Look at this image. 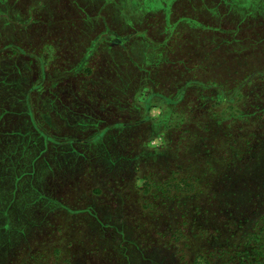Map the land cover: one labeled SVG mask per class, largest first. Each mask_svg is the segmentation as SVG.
Returning <instances> with one entry per match:
<instances>
[{"label": "rangeland", "instance_id": "374dc122", "mask_svg": "<svg viewBox=\"0 0 264 264\" xmlns=\"http://www.w3.org/2000/svg\"><path fill=\"white\" fill-rule=\"evenodd\" d=\"M6 1L0 8L2 45L15 41L25 51L40 53L46 69L40 74V66L28 67L19 99L14 105L10 101L13 107L4 103L0 108L13 114L0 113V264H264V248L250 243L259 235L264 239V115L251 113L250 92L242 90V98V91L233 90L237 81L242 82V73L252 68L248 64L264 69V0ZM31 10L37 19L36 34L27 33L30 28L14 31L21 27L14 25L16 18L24 22ZM86 10L92 18L101 14L102 20L93 18L92 24L83 26L94 34L106 31L107 24L121 31L149 28L157 35L163 25L169 36L174 18L179 19L183 40L191 43L187 49L194 51L189 66L196 64L198 71L210 66L230 78L225 86L228 103L216 99L214 89L201 90L213 100H201L198 91L189 89L174 105L150 108L146 146L156 154L144 157L147 165L140 172L126 164L112 172L98 168L94 175L89 168L71 167L70 148L54 152L51 141L66 135L67 110L58 105L71 98L68 90L67 95L61 93L63 85L82 81L85 67H93L102 51V45L89 51L95 57L69 71L75 62L67 57L74 49L62 45L63 34L70 26L79 30ZM192 12L197 23L187 21ZM9 19L14 23L1 27ZM51 25L55 52L45 49L43 42ZM210 28L217 32L208 34ZM198 35L201 41L195 42ZM244 39L246 45L238 47ZM250 39L260 41L249 47ZM124 40L112 34L109 44ZM145 47L144 42H135L131 50L136 60L153 67L157 56L146 54ZM105 50L99 59L106 60ZM16 60L21 67L28 66L27 57ZM263 77L257 75L256 82ZM51 79L59 84L48 83ZM35 80L42 85L33 86L34 108L28 110L24 90ZM55 92L60 94L57 98ZM4 95L0 88V98ZM47 99L56 105L47 107ZM244 113L252 117L242 118ZM214 114L222 124L218 128L214 124L208 145L191 152L167 150L187 145V133L212 122ZM101 117L98 113L97 119ZM56 126L61 132L54 134ZM119 137L113 143H129L130 150L138 147ZM137 160L142 162L143 155L134 164ZM69 171L71 176H66ZM250 195L259 197L250 200ZM254 229L259 230L249 236Z\"/></svg>", "mask_w": 264, "mask_h": 264}, {"label": "trees", "instance_id": "16d2710c", "mask_svg": "<svg viewBox=\"0 0 264 264\" xmlns=\"http://www.w3.org/2000/svg\"><path fill=\"white\" fill-rule=\"evenodd\" d=\"M6 2V0H0V8L6 5ZM85 9H87L86 6ZM84 14H81L83 15L81 16V23L77 24L79 30L75 28L73 30V26H70L63 34L64 40L62 39V45L71 46V49H74L70 50V52H73H71V56L67 57L75 62V64L72 63L73 66H71L69 71L73 70V72H75L81 61L92 60L93 58L91 57L95 56H92L89 51L96 47L98 49L102 45L101 53L106 49L105 51L107 54L105 55L106 60L99 59L101 53L98 51L97 58L95 57L94 59V66L85 67V75L83 74L85 78L79 82H68L69 87H66L67 84L65 82L62 88L61 93L67 95L68 90V95L71 97L69 101L62 102L58 105L62 106L61 109L57 106L59 110H63L65 113L67 110L66 116L63 118L64 121L67 122L66 135L62 140L56 138L52 140L51 143L55 145L54 152H56L55 149H71L69 152V159L72 164L71 167L73 166V168H77V170H81L83 167L85 169L89 168L94 175H97L98 168L112 172L115 167L123 166L125 168L126 164H129V167L133 165L132 168L135 169L136 172H140L141 167L147 165V163H144V157L150 154H156L146 146V141L151 135L149 134L150 129L148 128V126L150 127L149 110L153 105L164 108L169 104L174 105L175 102L178 103L182 100L189 89L198 91L199 99L201 100H213L207 93H201V90L214 89L218 92L216 99L222 100L223 103L229 102V100H227L229 91L225 86L227 81H230V78H223L220 73L210 66L207 68L201 67V71L197 70L196 67L198 66L196 64L192 67L189 66L191 64L190 58L194 51L192 49L189 52V49H187V47H189L188 45L191 43H186V38V40H183L185 35L180 27L182 24H180L179 19L174 18V30L171 29L169 36H167L166 33V26L163 25L158 29L157 35H151V33L148 32L149 28L121 31L118 28L111 30V27H108L107 24L104 25L106 31L94 34L89 28L84 30L83 26H85V24L89 25V23L92 24L93 20H102L100 12L93 16L94 19L92 15L88 13V10H86ZM196 15L197 14L192 12L191 17H188L187 21L192 23L195 22L196 20L193 18H195ZM16 20L17 22L15 23L11 19L7 22H2L1 27L12 22L15 26H21L14 27V31L19 28L20 31L23 32L30 28V30H26L27 33L31 34L34 32L36 34L35 20L37 19L32 15V10L30 18L24 22H18L17 18ZM198 23V25H202V23ZM51 27L52 25L46 27L48 31V40L43 42L46 43L44 44L45 49L51 48L52 52H55L58 45L54 44L55 41H53ZM209 32L214 34L217 30H212V28H210L208 34ZM9 33H12V31ZM112 34H119L122 38H125V40L121 42L122 44H109ZM196 37L195 42L201 41L200 35ZM232 40L233 39L230 41ZM245 41L247 40L244 39V45L238 44V47L241 48L245 46ZM258 41L260 40L250 39L248 41L250 42L249 47L252 42L256 43ZM135 42H144L146 45L144 52L146 49L149 52L146 54L157 56V60L153 67H148L146 63H142L135 59L131 50ZM2 44L3 42L0 40V88L6 91V96L4 95L0 98V108L4 103L11 104V100L14 105L19 99V95L23 91V86L27 81V74L30 73L28 67L32 64L40 66L42 70L39 72L40 74L46 69L45 60H43L40 53L33 54L32 52L25 51L21 44L15 41L5 45ZM37 46L36 49L38 50ZM4 53H8L9 55H3ZM26 57L28 58L26 61L28 66L26 67H21L18 61H15L16 58ZM62 58L64 59V57ZM52 59L58 60L59 58L52 56ZM253 65H255L254 62L248 64V67H252L250 68L251 71L247 68V74L244 75L242 73V82L237 81V85L233 87V90L234 92L237 90H247V92H250L249 95L253 99V102L250 104V108L253 110L251 113L255 114L257 117H262L264 115V86L262 85L264 82V69H257ZM243 70L244 68L242 67V71ZM188 71H191L190 77ZM259 74H261L263 77L261 79L263 80L259 78L256 82V76ZM35 81V83L31 84L30 88L24 90L25 93L23 97L28 110L34 108L33 94L36 90L33 86L37 88V86L41 87L39 85H42L39 80ZM51 82H54L55 85H57V83L59 84V80L57 79L48 81V83ZM43 83L45 84L46 82L43 81ZM58 95L60 94L55 92L53 97L57 98ZM243 96L242 91V98ZM13 98H15V101ZM47 103L48 105L46 106L50 108L52 105H56L51 99H47ZM1 112H6L7 115H13L10 111L3 110ZM109 112H111V116L108 117L106 115L107 118L105 114ZM98 113L102 114L99 120L97 119ZM68 114L72 115V121L70 122ZM247 117H252V115L248 113L242 114V118ZM211 120L212 122H209V124L204 123L197 130L192 129L187 133V139L189 141L186 142L187 145H181L174 149L169 147L167 150L171 153L173 151L177 153L184 151L191 152L195 151V148L199 151L200 144L203 146L208 145L207 142L210 134L213 133L214 124L217 128L222 124V119H220L217 114H214V118ZM43 122L44 120L40 123ZM56 127L57 129L53 131L54 134L61 132L60 127ZM175 131H177V129H175ZM58 135L59 134H56L55 136ZM118 135H121V138L125 137L130 139V142L138 145V147L130 150L129 143H113L119 137ZM142 135H144L143 138H141ZM257 135H255V137ZM177 137H180V135ZM261 146H264L263 142H261ZM258 148H260V146ZM261 149L263 148L259 150ZM170 152L167 153L171 155ZM261 152H263L262 157H264V151ZM142 155L143 161L140 162V160H137V163L134 164L137 157ZM131 160H134L133 163H131ZM67 175L71 176V171L67 172L66 176ZM145 179L147 180V178ZM257 197H259V195H250L248 199L251 200ZM249 208L250 207H248L247 210H249ZM247 210L242 211V215L245 214ZM258 230L259 229H254V232H250L248 235L252 237ZM250 243L260 245V248H264V239L261 238V235L255 237ZM134 244L138 247L136 243ZM124 246L125 245H121V248ZM256 261L258 263L260 262L259 260ZM155 264H158V262Z\"/></svg>", "mask_w": 264, "mask_h": 264}]
</instances>
